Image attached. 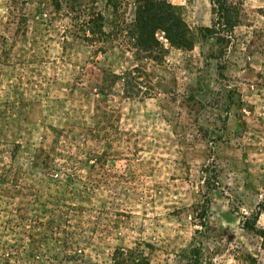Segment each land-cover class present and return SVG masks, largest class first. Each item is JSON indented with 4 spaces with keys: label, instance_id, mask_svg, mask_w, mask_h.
Listing matches in <instances>:
<instances>
[{
    "label": "rangeland",
    "instance_id": "obj_1",
    "mask_svg": "<svg viewBox=\"0 0 264 264\" xmlns=\"http://www.w3.org/2000/svg\"><path fill=\"white\" fill-rule=\"evenodd\" d=\"M218 1L143 52L136 0H0V264H264V0Z\"/></svg>",
    "mask_w": 264,
    "mask_h": 264
},
{
    "label": "trees",
    "instance_id": "obj_2",
    "mask_svg": "<svg viewBox=\"0 0 264 264\" xmlns=\"http://www.w3.org/2000/svg\"><path fill=\"white\" fill-rule=\"evenodd\" d=\"M83 0H70L72 3L70 5V10H80V8L86 5H83L81 2ZM137 2V12L135 23L132 26L130 31V36L135 41V46L142 48L143 52H152L153 48L159 45V40L156 37V34L159 31H163L169 43L174 47L180 49H190L193 47V43L188 37L189 30L183 25L180 17L173 12V7L168 3V0L157 1V0H136ZM217 6L219 15L232 14L236 12L238 7L236 5H228L227 3H221V0L217 3L214 2ZM170 11V12H169ZM82 15L88 16V13L81 12ZM81 13L75 17L76 20H80ZM99 20L103 22V18L98 16ZM87 20L81 21L82 27H90L95 19L89 18ZM230 22V20H229ZM101 37L105 36L104 33H100ZM88 39V37H85ZM86 39V40H87ZM127 88L130 86V81L126 83ZM100 89H98L99 91ZM126 90V89H125ZM98 94L106 95L105 92L101 89ZM248 230L255 232L256 234L261 235L264 240V230H258L255 226L247 227ZM115 261L122 262V260L115 259ZM128 264H135V261H131ZM147 264V262H146Z\"/></svg>",
    "mask_w": 264,
    "mask_h": 264
}]
</instances>
